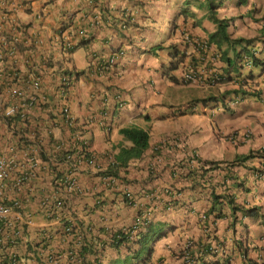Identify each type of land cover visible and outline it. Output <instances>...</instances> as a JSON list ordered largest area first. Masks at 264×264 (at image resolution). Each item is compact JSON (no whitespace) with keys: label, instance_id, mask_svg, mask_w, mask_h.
<instances>
[{"label":"crops","instance_id":"0c3cea01","mask_svg":"<svg viewBox=\"0 0 264 264\" xmlns=\"http://www.w3.org/2000/svg\"><path fill=\"white\" fill-rule=\"evenodd\" d=\"M205 2L31 0L30 12L17 11L18 19L43 40L39 47L31 44L32 55L19 57L23 75L32 71L40 82L37 87L27 81L18 84L28 96L29 109L21 104L26 98L7 103L0 99V106L5 110L16 105L19 109L11 112H28L29 123L20 124L19 132L40 137L45 151L28 181L14 186L15 176L23 170L20 158L21 165L0 187L4 198L20 203L21 211L19 219L9 223L17 222L16 235L9 225L0 233V264H13L12 256L19 264H38L39 252L57 253L54 264H105L115 258L125 264H181L188 241L197 263L212 259L215 264H264V174L258 175L264 160L256 154L264 146V93L259 98L244 96L230 106L226 102L236 84L181 79L184 64L200 56L191 41L216 29ZM216 9L218 17L232 18L227 26L230 37L246 39L255 51L263 66L251 71L255 79L264 78V0H237L229 8L232 11ZM66 34L73 38L67 55L58 44ZM119 47L124 53L110 62L108 57ZM101 63L107 66L99 69ZM64 70L78 72L81 83L60 92ZM31 96L37 98L34 105L29 103ZM65 101L72 125L65 119ZM130 125L147 129L149 141L139 156L122 165L115 155L132 142L119 129ZM3 127L1 116L0 130ZM246 130L248 135H243ZM77 131V139L88 140L94 163L75 152V164L64 162L61 155L54 157L56 144L77 145ZM249 152L256 155L238 159ZM71 175L78 190L69 188L66 180ZM59 176L65 181L57 180ZM57 191L65 204L57 216H50L40 202ZM214 194H229L238 207L232 212L227 197L214 198ZM247 207L256 209L243 210ZM219 210L222 216L215 217ZM62 213L72 230L61 228ZM139 215L145 228L132 231L129 242L117 241L118 230ZM149 221L170 228L151 250L149 243L140 247L135 241ZM205 243L225 247L228 260L224 262L220 249L213 255L201 252ZM75 245L84 253L81 263L67 256Z\"/></svg>","mask_w":264,"mask_h":264},{"label":"clouds","instance_id":"9594fccd","mask_svg":"<svg viewBox=\"0 0 264 264\" xmlns=\"http://www.w3.org/2000/svg\"><path fill=\"white\" fill-rule=\"evenodd\" d=\"M239 1L241 3L245 2V0H239ZM212 3L218 4L217 2H212ZM219 6H221V4H218V5H216V7H213V9L215 10L216 13H217L216 8H218ZM209 10L210 9H208V11ZM209 14H210V11H209L208 15ZM216 17L219 19H224L225 21L228 22V24H229V21L232 19V18H220L217 16V14H216ZM215 24H216V22H215ZM227 26H226V31H227ZM60 28L61 27H58V29H60ZM216 28H217V24H216ZM214 31H212V32H214ZM212 32H210V33H212ZM82 33H83L82 29L78 30V34L82 35ZM209 34H208V37H209ZM227 34L229 35L228 31H227ZM208 37H206V38L205 37L204 38H195L193 41H191L196 45L195 47L199 51L200 56L197 58H194L193 60L191 59L190 62H187L186 64H184V67H183L182 72H181V79L183 81H186V82H198V83L207 84V85L215 84L217 82H231V83L236 84L237 89L240 88L241 92H233V97L228 98L226 104L230 105V106L235 105L237 102L242 100L244 98V96L252 95L256 98L261 97L264 93V78L255 79V75L253 74L251 69H252V67H255L258 65L263 66V63L260 61H257L256 63L253 62L252 56L245 51L241 52V58L237 59V56H235V54L238 53V51L241 49L240 43L229 44L226 41H223V42H221L220 47H219L216 42L209 41ZM229 37H230V35H229ZM59 38L61 40L62 50L69 52L71 50V48L73 47V38L71 36H69V34H66V36L59 37ZM67 38H70L72 43H71L70 47L65 48L64 44H65V39H67ZM230 38L235 39L238 37H235V38L230 37ZM229 50L232 51L231 55L228 54ZM123 53H124V48L119 47L115 51V54L112 56H109L108 59L110 62H112L117 58V56H119L120 54H123ZM226 57H228L229 60H227ZM253 57H256L255 51H253ZM180 60H181V57H178L175 60V63H176L175 66H177V64ZM103 65H105V64L101 63L99 69H102ZM105 66H107V65H105ZM234 69L240 70L241 74L237 75V72ZM232 71H234V73H231ZM70 72H71V70H69L68 72L62 71L60 73V77H59L60 85L57 88L60 90V92H65L67 89H69L71 86H73L71 84V82H70V85H68V86L61 83V81H62L61 76L63 74H65L66 76H68L69 79H71L70 78ZM188 72H192V77L186 76V73H188ZM243 72H244V74H243ZM211 97H216V95L215 96L212 95ZM35 98H36V96H35ZM25 101H28V97H26ZM36 101H37V98L34 101V103ZM34 103H33V105H34ZM223 104H224V102L221 101V105H223ZM65 106H67L66 101L64 102V110L63 111H65V116H67L69 114V108L65 107ZM2 110H3V106H0V112H2ZM17 132L19 134V137L24 136L23 134H21L19 132L18 127H17ZM248 133H249L248 130H246L243 135H248ZM35 137L38 141H33V137L32 138H30V137L26 138L24 136V138H23L24 141L29 143L32 147V148H28L26 151H29L30 154L33 156V158H35V164L29 168L31 170L32 176L34 175L33 168L37 164L40 154L43 151H45L44 146L40 140L41 138L36 136V135H35ZM79 139H82V138L76 139L77 145H74L76 147V150L73 151V153L75 152L76 155H78L79 158L82 160H85L89 163H91V162L94 163L95 156L92 154V151L90 149V144L87 142V140H85L83 142L87 143V147L84 146V148L86 149L85 153L87 150L90 151L89 156H85V153L84 154L82 153L83 151L78 153V150L81 148V144H78ZM0 146H1V142H0ZM59 147H60V144H56L54 147V149H55L54 151L58 150ZM72 148H70V150H72ZM0 152H1V148H0ZM69 153H70L69 150H66L65 152H63V154L61 153V157H62L61 160H63L66 163L72 161L73 160V153H70V154ZM249 153H252V155L257 154L260 157H262V159L264 160V146L258 147L256 154L254 152H249ZM252 155H250L249 157H251ZM17 156L20 159V156L19 155H17ZM13 170L10 172V174L5 179L0 181V187L3 184H5V182L10 178ZM258 170H259V172H258L259 176L264 174V162H262V164L258 167ZM23 173H24L23 170L19 171V173L15 176V178H14V186L15 187L20 186L22 183H24L30 179V178H28L27 180L24 179L21 183H17L18 179L22 176ZM59 179H63V177L59 178ZM59 179H57V180H59ZM66 181H68L69 184L72 181L73 182L75 181L73 186L69 185V188L71 191L78 190L79 185L77 184V180H76L74 175H71L70 178ZM55 183H57V182H55ZM127 194H128V196L131 197L130 192H127ZM127 194H125V195H127ZM50 197H52L53 200H55V198L58 200L57 202L55 201L58 209H62V207L65 204V197L61 193H59L58 191L54 194V196H48L46 199H44V201L40 202V205L44 209V212L48 215H49V208H50L49 205H50V201H51V199H49ZM0 202L9 209L8 212L4 216L0 217V220H3L4 222L10 223L13 220L15 221V220L19 219V216L17 214H20L21 211L19 209L20 203L18 201L14 200V199H11V200L6 199L3 197L2 193L0 192ZM247 208H250V207H247ZM247 208H243V210H245ZM253 208L256 209V207H253ZM250 212H253V210ZM55 216H57V215H55ZM145 225L146 224L143 222V218L139 215V217L135 218V220L133 221V223L130 226L132 229L134 226L135 230L137 232V231H142V228H145ZM65 230L66 231L72 230V224H71V227H68ZM245 235L246 234L243 233V235H241V238L242 239L246 238ZM190 245H191V241H188L184 247V250L182 252L183 260H182L181 264H202L203 261H209V260L212 262L211 264L216 263V260H212V259L201 260L200 263H197L198 256L195 255L194 252L191 253L192 251L189 249ZM209 246L211 248V251L209 252V254L213 255L215 253H218V249H220L222 255L225 257V258H223L224 262H226L228 260L227 257L229 254L225 251L226 250L225 247L222 248V246L220 244H215V245L209 244ZM78 247L79 246H77V245L72 246L66 252L69 260L73 261L74 263H81L84 260V257L79 255ZM203 247H204V245L201 246V252H205V251H203ZM192 254H194V258L192 256ZM57 255L58 254L54 253V252H48L46 254H42L39 252V253L35 254L36 257H39L41 260H43V262H46L43 264H54V261L57 258ZM11 259H12L13 264H19L17 257L12 256ZM111 261L112 260H110L108 262H111ZM107 263H105V264H107ZM256 264H263V263L257 262Z\"/></svg>","mask_w":264,"mask_h":264},{"label":"built area","instance_id":"2783aa9c","mask_svg":"<svg viewBox=\"0 0 264 264\" xmlns=\"http://www.w3.org/2000/svg\"><path fill=\"white\" fill-rule=\"evenodd\" d=\"M18 10L24 12L29 10L30 12L32 10L31 0H0V86L3 90L0 92V99L6 103L9 100H23L28 97L25 91L18 86L19 82L27 81L34 87H37L40 82L39 76L32 71L24 76L19 66V57L23 56L22 53L32 55L28 51L31 44L34 43L39 47L43 40L37 30L33 28L29 31L24 24L25 22L18 19L16 15ZM71 43L70 38L65 39V48L70 47ZM186 76L192 77V72L186 73ZM61 80V83L70 85V80L65 74L61 76ZM30 98L32 100L29 103L32 105L36 98L33 96ZM21 104L25 110L29 109L27 101ZM18 109L19 107L16 105H8L5 110L3 107L2 112H0V117L2 116L4 119V127L0 130V181L5 179L15 167L21 165L17 155L23 160L24 171L17 183H21L24 179L27 180L32 176L29 168L35 164V158L29 151H26L32 147L24 139H19L17 125L10 118L15 113L11 111ZM20 113L27 120L28 112ZM80 149L84 154L86 149L82 147ZM74 182L72 181L69 185L73 186ZM8 210L0 202V217L4 216Z\"/></svg>","mask_w":264,"mask_h":264},{"label":"trees","instance_id":"16d2710c","mask_svg":"<svg viewBox=\"0 0 264 264\" xmlns=\"http://www.w3.org/2000/svg\"><path fill=\"white\" fill-rule=\"evenodd\" d=\"M216 5H218V4L212 3L210 5V10H209L210 11V14H209L210 17L217 24L216 30L209 34V37H208L209 41L216 42L219 47H220L221 42H223V41H226L229 44L240 43L241 49L238 51V53L235 54V56H237V59L238 58L240 59L241 58V52L245 51L252 56V61L256 63L258 60L256 57H253V51L254 50L251 49V46H249L248 41H246L244 38H241V37H238L235 39H231L229 37V35L227 34V31H226V26L228 25L227 21H225L224 19H219L216 17V14H215L216 12L213 9V7H216ZM81 37H83V36H81ZM75 45L77 46L78 43ZM226 59L229 60L228 57H226ZM234 70L237 72V75L241 74L240 70H238V69H234ZM68 71L69 70H64V72H68ZM77 73L78 72H76L75 74L77 75ZM69 80L72 84V81H71L72 79H69ZM232 91L233 92H241V89L240 88L239 89L233 88ZM10 118L12 119V121H14L15 125L17 124V127H20V124L27 122L26 118H23V114H21L20 112L13 113V115H11ZM65 119H66L67 123H69V125H72L74 123L73 118L71 117L70 113L67 116H65ZM28 123H29V121L27 122V124ZM71 127H73V129H74V126H71ZM39 128H41V127L39 126ZM35 130L39 132L38 128H35ZM119 131L124 135L125 138L129 139L132 142L131 145L121 146L119 151L115 155V161L119 162L122 165H126L130 158L139 156L144 151V149L147 147L148 141H149V132H148V130H146L142 127L136 126V125L121 127L119 129ZM72 133H74V131H72ZM76 133L79 134V132L78 131L75 132V138L77 139ZM24 136L26 138L30 137V135L27 136L25 134H24ZM24 136H20L19 139L23 140ZM85 140L86 139H84V138L78 140V144H81L82 148H84V146L87 147V143L83 142ZM33 141H38L35 136H33ZM87 142H88V140H87ZM70 148H72V143H69L66 147H63L60 145L59 149L55 151L56 156H54V157L57 158V156L61 155V153L63 154V152H65L66 150H69L70 153H73V151L76 150L75 146L72 148V150H70ZM81 151L82 150L79 149L78 153ZM89 154H90V151L87 150L85 153V156H89ZM250 155H252V153H248V154H245L244 156H240V157H238V159H240V160L247 159ZM71 162L73 164L75 163L74 161H70V162H68V164H70ZM204 163L205 164L206 163H209V164L215 163L216 166H213V167L219 166V164H218L219 162H204ZM209 167H211V166L209 165ZM206 170L207 169H204L201 172V174L203 172L205 173ZM109 171L111 172L110 169H109ZM53 178H54V176H53ZM59 178H60V176L56 177V179H59ZM58 191H61V190L59 189ZM125 194H127L126 191H125ZM125 197L127 199L131 198L130 196H128V194L125 195ZM219 197H225V198L227 197L226 199L231 204L232 212H234V210L238 207L234 204V200L229 194H226V195L214 194V198H219ZM55 201L57 202L58 200L55 198V200L52 199L50 201V205H49V207H50L49 208V215L50 216L58 215L59 212L61 211V209L57 208ZM245 210L246 211H252V210L254 211L255 209L253 207H250V208H247ZM214 215H215V217L222 216V212L219 210ZM58 217H60L59 221L61 222V228H63L65 230L66 228L71 227V224L69 223V218H67L63 213L60 214ZM138 217L139 216H137L136 218H138ZM8 223L9 222H4L3 220H0V233H2V231L6 228V226L9 225L12 227L14 235H16V233H17V222H13L11 224H8ZM167 229H170V228L165 229L164 226L160 222L152 223V221H149V225L147 226L146 231L141 232L140 235L137 236V239L135 241L138 243V245L140 247H145L149 243V250H151L152 242L154 240H156L157 238L161 237ZM132 231L133 232L136 231L134 226H133V229L131 228L130 225L125 226V227L121 228L120 230H118L117 235L115 236V239L117 241L125 240V241L129 242V240L132 239L131 238V234H132L131 232ZM49 233H47V235ZM44 238H46V237L44 236ZM43 240H45V239H43ZM203 245H204L203 251H205L206 253H209L211 251L209 244L205 243ZM78 252H79L80 256L84 257V253L82 252L81 247H78ZM191 253H193V252H191ZM192 256L194 258V254H192ZM36 259H37L38 264L46 263V262H43V260H41L39 257H36ZM211 263L212 262L210 260L202 262V264H211ZM92 264H96V262L92 263ZM107 264H125V262L120 261V259H118V258H115L111 262H108Z\"/></svg>","mask_w":264,"mask_h":264},{"label":"rangeland","instance_id":"374dc122","mask_svg":"<svg viewBox=\"0 0 264 264\" xmlns=\"http://www.w3.org/2000/svg\"><path fill=\"white\" fill-rule=\"evenodd\" d=\"M237 0H206L204 6L207 8V9H210V4L208 5V3H212V2H217L218 4H221V6H219V11H225L226 9H229L230 6L233 7L235 2ZM237 5V8L238 9H241L242 6L241 4H236ZM229 11H232L231 9H229ZM228 23V22H227ZM231 24V22H229ZM58 44L60 45L61 44V41L60 39L58 40ZM237 47V46H236ZM74 50V49H73ZM73 50L71 52H73ZM61 53H67L68 51H64V50H60ZM80 52L82 53V50L80 49ZM69 53V52H68ZM67 55V54H66ZM71 67V66H70ZM72 69V68H71ZM70 78L72 79V85L74 84L75 86H79L81 81L76 77V74L74 71L71 70L70 72ZM168 91H171L170 89Z\"/></svg>","mask_w":264,"mask_h":264}]
</instances>
